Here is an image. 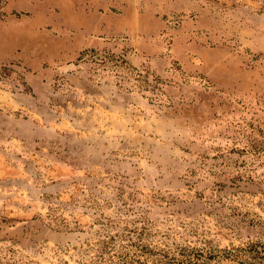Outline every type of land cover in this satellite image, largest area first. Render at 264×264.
Masks as SVG:
<instances>
[{"label":"rangeland","instance_id":"1","mask_svg":"<svg viewBox=\"0 0 264 264\" xmlns=\"http://www.w3.org/2000/svg\"><path fill=\"white\" fill-rule=\"evenodd\" d=\"M0 264H264V0H0Z\"/></svg>","mask_w":264,"mask_h":264}]
</instances>
